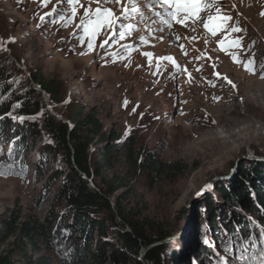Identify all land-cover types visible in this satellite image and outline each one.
<instances>
[{
  "label": "rangeland",
  "instance_id": "obj_1",
  "mask_svg": "<svg viewBox=\"0 0 264 264\" xmlns=\"http://www.w3.org/2000/svg\"><path fill=\"white\" fill-rule=\"evenodd\" d=\"M206 2L212 7L199 15L216 17L221 27L215 36L199 20L186 21L187 27L171 21L168 27L164 20L170 18L150 0L106 5L103 0H50L47 6L45 0H0V67L15 94L29 97L25 74L38 71L63 81L67 100L81 101L86 112L96 109L105 130L120 136L106 177L121 181L117 195L129 193L127 204L170 233L165 242L176 255L184 253L194 264H264V240L239 252L225 242L222 225L213 234L205 206L210 203L218 216L225 210L228 217L231 210L219 189L234 182L246 163L264 165V0ZM98 6L119 19L93 35L86 22ZM225 17L231 19L222 21ZM250 60L255 74L245 69ZM2 87L0 104L14 95L4 98ZM41 97L52 110L47 95ZM14 109L5 117L16 130L25 126L29 140L13 156L14 146L0 139V233L10 217L41 228L67 209L56 199L63 184L57 173L65 162L41 114L18 115L19 106ZM105 145L97 139L91 144L93 161ZM146 153L164 165L182 163L185 172L151 178L140 167ZM201 244L211 257L198 255ZM9 250L18 264L68 259L63 245H40L36 252L18 233L0 242V254Z\"/></svg>",
  "mask_w": 264,
  "mask_h": 264
},
{
  "label": "trees",
  "instance_id": "obj_2",
  "mask_svg": "<svg viewBox=\"0 0 264 264\" xmlns=\"http://www.w3.org/2000/svg\"><path fill=\"white\" fill-rule=\"evenodd\" d=\"M3 68L0 67V86L5 87H2L1 94L7 98L14 91L7 84L9 77ZM24 82L29 97L14 93L10 100L0 104V117L3 118L0 121V139L8 140L7 143L14 146L12 155L15 156V150L27 147L29 136L28 133L23 134L25 126H21V131L16 130L13 121L5 116L11 114L16 105L20 108L18 115L41 114L43 125L65 162L64 169L57 173L63 184L56 199L65 202L67 209L41 228L27 222L17 223L14 216L10 217L4 220L6 228L0 233V242L4 243L8 236L18 233L36 252H39L40 245L47 249L63 245L68 252L65 264H194L184 253L180 257L171 250L165 242L169 232L162 231L158 224L143 217L139 209L127 204L129 193L117 195L123 187L122 182L117 183L106 176L114 167L120 136L105 130L96 109L86 112L81 101L67 100L65 83L46 79L38 71L31 70L25 74ZM42 93L47 95L52 110L42 100ZM96 139L107 145L99 149L98 158L93 161L90 147ZM263 166L258 161L246 163L234 182L219 189L221 198L231 210L228 217L225 210H221L218 216L210 203L205 205L207 222L213 234L217 236L218 224L222 225L221 231L227 236L225 242L239 252L249 248L251 242L260 245L264 240ZM140 167L151 178H160L167 171L175 174L185 172L184 164L164 165L149 153L145 154ZM220 219L222 223L218 222ZM192 245V240L187 243L185 250L188 253ZM141 252L144 255L138 260ZM202 254L212 255L201 244L198 255ZM0 264L18 263L9 250L0 254Z\"/></svg>",
  "mask_w": 264,
  "mask_h": 264
},
{
  "label": "snow or ice",
  "instance_id": "obj_3",
  "mask_svg": "<svg viewBox=\"0 0 264 264\" xmlns=\"http://www.w3.org/2000/svg\"><path fill=\"white\" fill-rule=\"evenodd\" d=\"M50 0H45V6L49 3ZM70 4L78 3V0H68ZM99 2V0H97ZM115 3L119 4L120 0H103V4ZM150 4L159 5L162 9H164V13L170 19H165L164 23L171 27V21H175L178 24L189 26L185 22L191 21L192 25H195L197 21L203 25V27L211 32L213 36L216 35L217 29L221 27V24L215 23L216 17H214L211 12H208L207 19L200 16L199 14L202 11H208L212 7L209 5L206 0H150ZM132 11H138L139 9L133 8ZM76 9L73 8L72 14L75 15ZM217 12H219V8L217 7ZM56 13V9H53V14ZM128 9H123V14L127 15ZM157 16L161 14L159 12L156 13ZM264 15V13H262ZM94 17V18H92ZM63 18V17H61ZM119 19L115 15V13L107 8V7H96L95 10L91 13L89 20L86 22V31H91L93 35H95L100 29L108 27L112 28L115 26L116 21ZM230 17L222 18L223 20H230ZM129 29L132 27L131 25L127 26ZM232 31H240L238 28H233ZM121 37L125 35L124 32H120ZM233 44H239V41H234ZM91 47V45H90ZM151 56V54H147ZM168 59H171L170 57ZM254 64V61L250 60L248 64L245 65V69L250 72V74H255V69L253 67H249V65ZM261 67L264 68V62L261 63ZM264 79V76H261ZM226 79V78H225ZM229 83H231L229 81ZM0 175H4V173H0Z\"/></svg>",
  "mask_w": 264,
  "mask_h": 264
},
{
  "label": "water",
  "instance_id": "obj_4",
  "mask_svg": "<svg viewBox=\"0 0 264 264\" xmlns=\"http://www.w3.org/2000/svg\"><path fill=\"white\" fill-rule=\"evenodd\" d=\"M37 89H39L38 87H37ZM45 94V93H44ZM46 95V94H45ZM144 255V252L141 254V256H143Z\"/></svg>",
  "mask_w": 264,
  "mask_h": 264
}]
</instances>
